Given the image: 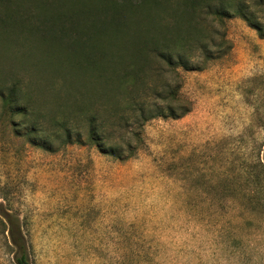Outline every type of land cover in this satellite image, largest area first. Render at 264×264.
<instances>
[{
	"label": "rangeland",
	"instance_id": "1",
	"mask_svg": "<svg viewBox=\"0 0 264 264\" xmlns=\"http://www.w3.org/2000/svg\"><path fill=\"white\" fill-rule=\"evenodd\" d=\"M224 26L229 47L200 69L180 68L179 79L167 75L190 111L146 121L139 137L130 134L136 153L127 159L67 144L53 126L70 109L67 89L63 100L48 93V72L31 86L26 78L45 116L35 136L21 114H3L0 99V264H16L8 217L22 228L31 264H264V37L238 16ZM134 37L120 34L119 43L128 51ZM4 67L13 69L11 60ZM99 98V110L113 105Z\"/></svg>",
	"mask_w": 264,
	"mask_h": 264
},
{
	"label": "trees",
	"instance_id": "2",
	"mask_svg": "<svg viewBox=\"0 0 264 264\" xmlns=\"http://www.w3.org/2000/svg\"><path fill=\"white\" fill-rule=\"evenodd\" d=\"M251 1L101 0L67 5L47 0H0L3 114H21L23 124L31 122L30 135L43 131L41 119L45 116L33 103L26 78L31 86L32 79L45 80L48 72L49 82L44 85L48 93L63 100L60 90L67 89L70 109L60 118L58 114L53 117V126L64 130L67 144L90 142L114 158L132 157L136 149L130 144V134L139 137V128L146 121L178 118L190 111V103L178 94L180 84H172L167 75L179 79L180 68L200 69L203 62L227 48V19L241 17L264 37V0ZM127 33L135 35L128 51L119 43V35ZM33 50L40 56L35 57ZM23 57L33 59L39 67L22 62ZM6 59L11 60L13 69L4 67ZM95 97H100L102 104L113 105H102L99 110ZM102 108H106L103 115ZM110 119L124 132L122 138L128 146L113 141L114 132L107 123ZM127 123L136 127L128 128ZM8 220L16 264H31L18 220Z\"/></svg>",
	"mask_w": 264,
	"mask_h": 264
}]
</instances>
